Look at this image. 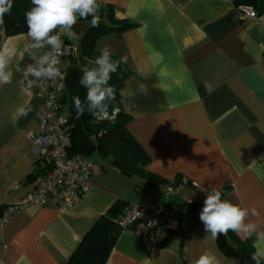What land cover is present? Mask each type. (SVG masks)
Masks as SVG:
<instances>
[{"label": "crops", "instance_id": "1", "mask_svg": "<svg viewBox=\"0 0 264 264\" xmlns=\"http://www.w3.org/2000/svg\"><path fill=\"white\" fill-rule=\"evenodd\" d=\"M232 1L102 0L117 18L136 23L95 43L99 52L107 47L127 57L133 69L121 89L122 99V93H136L122 103L130 116L127 129L149 156V171L168 181L176 176L188 181L176 187L170 207L178 214L177 225L159 245L120 231L104 264H193L202 254L215 256L216 264H241L220 252L200 212L185 207L197 202L203 208L212 188H226L224 199L247 208L248 221L264 230V14L243 19ZM90 20L74 26L78 39L64 37L79 55L64 58L60 67L91 66L94 59L81 47L82 36L93 28ZM107 22L101 18L99 25ZM28 42L27 31L0 37V52L8 54L13 73L11 83L0 84V212L32 192V174L44 168L29 139L41 97L35 85L28 86L32 78H22L32 59L25 51ZM138 83L148 86L146 95ZM28 106L32 111L19 116L18 109ZM91 155L90 186L70 207L61 209L59 194H53L41 206L26 205L0 229V264H66L91 225L115 203L135 202L140 195L160 200L162 185L147 187Z\"/></svg>", "mask_w": 264, "mask_h": 264}, {"label": "trees", "instance_id": "2", "mask_svg": "<svg viewBox=\"0 0 264 264\" xmlns=\"http://www.w3.org/2000/svg\"><path fill=\"white\" fill-rule=\"evenodd\" d=\"M232 3L235 8L247 5L256 9L258 14H264V0H233ZM31 7V0H13L10 14H5L0 18V37L1 34L5 36L26 32L25 12ZM100 16L108 21L107 24L87 30L81 41L82 54L94 60L100 55V52L95 49V43L100 37L119 34L136 26V23L129 19L117 18L114 7L108 3H102ZM112 58L116 60L121 57L112 54ZM81 69L79 66L66 70V92L64 96L62 95L63 111L69 124L71 141L67 150L68 155L80 154L89 157L96 153L125 177H136L148 182L146 183L147 187L163 184H172L177 187L182 184L180 176H176L173 181H168L149 171L147 169L150 162L149 156L127 129L130 116L122 108L121 89L124 81L133 72L129 63L121 64L117 72L111 75L109 85L116 89V99L111 102L108 112L92 115L85 111L82 116L77 118L72 98L79 96L84 101L86 97V90L79 83L82 76ZM37 173L39 172L32 174V177L34 178ZM187 184L188 182H186ZM220 191L222 199H224L226 188H222ZM125 204L124 202L115 203L91 225L66 264L105 263L120 232L117 220ZM185 207L198 212L202 210V206L197 202H187ZM253 239L254 236L241 239L231 231L227 236L220 235L215 238L220 252L225 256L237 258L241 264H255L250 259L255 252ZM261 264H264V261Z\"/></svg>", "mask_w": 264, "mask_h": 264}, {"label": "clouds", "instance_id": "3", "mask_svg": "<svg viewBox=\"0 0 264 264\" xmlns=\"http://www.w3.org/2000/svg\"><path fill=\"white\" fill-rule=\"evenodd\" d=\"M32 7L25 12L27 25V37L29 42L25 51L35 63L29 64L25 75L34 77L28 80V86L32 87L41 80H53L60 75L59 56L64 47L61 37L69 41L78 39L74 26L78 20L88 22L90 26L98 27L101 22L100 9L102 0H31ZM13 0H0V18L10 14ZM127 62V57L114 60L109 48L101 49L100 55L91 61V66H84L80 85L86 89L85 100L79 96L72 98L76 116L79 118L85 111L92 115L105 114L108 112L112 101L116 99V89L109 85L111 75L117 72L121 64ZM9 56L0 52V84L12 82L13 73L8 67ZM138 91L147 94L148 86L138 83ZM136 95L129 91L122 93L125 100H131ZM32 111L30 106L20 107L19 116H27ZM255 215V209L252 210ZM249 210L229 200L222 199V192L212 188L206 193L204 206L200 212V220L204 224V230L213 238L220 235L227 236L229 231L237 235L251 238L255 236L257 243L254 245L255 252L250 259L255 264L264 261V230H259L256 223L248 221ZM193 264H216V257L202 254Z\"/></svg>", "mask_w": 264, "mask_h": 264}, {"label": "built area", "instance_id": "4", "mask_svg": "<svg viewBox=\"0 0 264 264\" xmlns=\"http://www.w3.org/2000/svg\"><path fill=\"white\" fill-rule=\"evenodd\" d=\"M241 18H256L258 12L251 6H239ZM59 56L60 75L53 80H41L35 84V93L41 102L35 110L37 121L36 132L29 134L34 153L42 160L43 171L33 178L34 189L19 201L6 205L0 212V229L10 218L26 205H43L53 194H59L60 208L70 207L74 200L90 186L93 162L80 154L68 155L70 147L69 124L63 111L62 94L65 89L67 71L60 67L64 58H76L78 47L66 42ZM34 58L26 61L22 78L26 76V68L34 64ZM34 80V77H31ZM181 182L186 184L185 179ZM196 187L195 182H190ZM176 193V186L163 184L160 188V200L140 195L135 202L126 203L117 220L120 231H129L143 236L150 245H159L168 229L177 225L178 214L170 207V201Z\"/></svg>", "mask_w": 264, "mask_h": 264}, {"label": "rangeland", "instance_id": "5", "mask_svg": "<svg viewBox=\"0 0 264 264\" xmlns=\"http://www.w3.org/2000/svg\"><path fill=\"white\" fill-rule=\"evenodd\" d=\"M90 158L93 160V159H95V158H96V155H91V157H90ZM148 195H149V194H148ZM149 197H150V196H149ZM151 197H152V198H154L153 196H151ZM151 197H150V198H151Z\"/></svg>", "mask_w": 264, "mask_h": 264}, {"label": "water", "instance_id": "6", "mask_svg": "<svg viewBox=\"0 0 264 264\" xmlns=\"http://www.w3.org/2000/svg\"><path fill=\"white\" fill-rule=\"evenodd\" d=\"M149 194H152V192H151V191H149Z\"/></svg>", "mask_w": 264, "mask_h": 264}]
</instances>
